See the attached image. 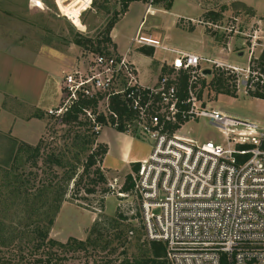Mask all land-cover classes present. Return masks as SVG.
<instances>
[{"label": "built area", "instance_id": "built-area-1", "mask_svg": "<svg viewBox=\"0 0 264 264\" xmlns=\"http://www.w3.org/2000/svg\"><path fill=\"white\" fill-rule=\"evenodd\" d=\"M54 4L65 17L58 0ZM130 43L128 52L145 48L169 53L170 72L145 87L127 55L108 50L89 54L63 75L60 104L48 116L61 121L79 101L91 100L96 108L82 109L80 118L90 122L97 136L105 126L121 127L148 141L149 155L130 174L132 190L118 196L134 194L145 239L164 245L168 264H264V124L215 109L199 97L201 79L214 72L236 75L240 69L166 47L141 29ZM183 75L186 89L181 97ZM241 86L247 94L252 85ZM257 90L264 92V85ZM112 99L120 101L126 113L114 111ZM200 119L220 132L217 141L199 142L183 132L187 123ZM57 264L80 262L68 257Z\"/></svg>", "mask_w": 264, "mask_h": 264}, {"label": "rangeland", "instance_id": "rangeland-1", "mask_svg": "<svg viewBox=\"0 0 264 264\" xmlns=\"http://www.w3.org/2000/svg\"><path fill=\"white\" fill-rule=\"evenodd\" d=\"M29 1L19 0L24 6ZM133 1L130 12L117 26L122 35L134 34L143 20L142 32L146 33L151 26L166 47L199 50L204 57L239 68L236 75H221L228 95L208 86L202 88L200 82L201 100L232 116L264 124V100L250 95L264 85V73L256 61L264 51V0H152L153 9L166 11L156 15L144 13L149 0ZM61 2L58 0L59 9L63 16L70 17L69 21L60 16L54 0L31 6L46 12L37 14L33 11L29 18L42 21V24L48 21L43 27L44 35L53 33L59 39L64 38V42L68 39L71 44L78 37L93 42L102 40L107 26L113 19H119L125 0H108L106 4L97 0L96 7H88L90 0H76L69 6ZM101 6L107 11L99 10ZM78 48L82 58L92 54L89 47ZM111 51L116 52L110 46L108 52ZM154 52L148 56L153 62L171 56L161 50ZM253 60L252 67L257 68L254 71L249 69ZM219 74L214 72L201 80L208 84ZM144 76L152 78L148 68ZM243 82L252 85L246 89L247 94L241 86ZM46 123L45 147L48 152L61 157L64 167L55 168L57 174L61 177L64 169L80 173L89 150L74 138L75 129L69 132L68 126L50 117L46 118ZM183 132L199 142L217 141L221 136L203 119L187 123ZM137 140L140 151L151 150L147 140ZM23 145L0 135V264H34L38 260L39 264H57L68 257L80 264H120L124 260L135 262L149 256L139 202L134 194L118 196L126 176L132 173L131 167L120 173L106 174V188L110 192L105 196L100 193L86 195L80 191L76 194L79 201H75L72 184L61 197L62 182L59 178L53 179L45 169L44 156L38 160L37 168L25 163L30 150ZM29 172L38 175L30 178ZM40 180H53L54 187H40ZM95 222L99 226L93 235L91 229ZM39 232L46 234L50 243L46 241L35 251ZM72 240L84 243L85 248L58 247ZM51 244L57 245L51 247Z\"/></svg>", "mask_w": 264, "mask_h": 264}, {"label": "crops", "instance_id": "crops-1", "mask_svg": "<svg viewBox=\"0 0 264 264\" xmlns=\"http://www.w3.org/2000/svg\"><path fill=\"white\" fill-rule=\"evenodd\" d=\"M133 3L135 1L128 5L126 12L114 24L110 39L116 52L127 55L135 64L140 83L152 87L172 56L153 62L138 49L128 52L131 39L140 28H144V21L139 23L132 35H122L117 26L128 15ZM33 11L37 14L46 12L29 4L24 6L19 0H0V135L29 147H34L45 134L47 112L60 104L63 75L79 65L82 59L78 46L68 43V39L64 42V38L59 39L53 33L45 36L43 27L48 21L42 24V21L31 20L29 15ZM160 12L166 11L153 9L147 4L144 13L156 15ZM153 30L149 26L144 34L159 40ZM177 50L202 55L192 48L180 47ZM147 68L152 78L144 76ZM137 141L134 136L109 126L103 127L97 143L108 148L101 164L106 174L129 170L132 164L149 155L150 149L140 151Z\"/></svg>", "mask_w": 264, "mask_h": 264}, {"label": "trees", "instance_id": "trees-1", "mask_svg": "<svg viewBox=\"0 0 264 264\" xmlns=\"http://www.w3.org/2000/svg\"><path fill=\"white\" fill-rule=\"evenodd\" d=\"M104 4L108 2V0H103ZM133 0H125V3L122 5V10L120 12V15L124 14L128 8V5ZM92 6H97V0H94L92 2ZM99 10L107 11V8L105 6L98 7ZM119 15V14H118ZM213 15V14H212ZM117 18L113 19V21L107 26V29L104 33V37L102 40H97L93 42L92 40H89L87 38L78 37L74 41V44L80 48L86 49L89 47L92 52L95 53H102L106 52L108 50V47H114L111 39H110V32L116 23ZM89 44V45H88ZM140 52L143 55L146 56H152L154 54L153 49H140ZM258 65L260 66V71L264 73V51L261 52L259 58L256 60ZM254 63V60L251 62V65L249 66V69H252L253 71L257 69L256 67H252ZM170 70L167 66H163L161 69V73L159 75V78L166 73H169ZM223 74H219L214 76V78L206 84L205 80H201L202 88L210 87L214 88L216 92L224 91L225 94H230L227 89H225L223 78L221 77ZM185 89H186V76H181L179 80V93L181 97H184L185 95ZM250 95H252L254 98L264 100V92L260 93L258 90L255 92H250ZM199 97H201V92H199ZM112 109L116 111L121 116L126 113V109L122 106L121 102L112 99L111 100ZM96 108L95 102L91 100H81L79 101V104L74 106L64 117H62L61 121L58 119H55L59 124L66 125L69 127V132H72V129H75L73 131L74 138L76 140H80L83 145L87 147L88 154L86 155L85 162L82 165L81 172H76L74 170H65L62 172V176L60 177L55 168H64L61 162V157L57 156L51 152L47 151V148L45 147L44 138L45 134L41 137L39 142L34 147H29L27 145H23L27 150H30V153L27 155L25 159V163L29 164L31 168H37L38 160L45 157L43 164L45 166V169L48 170L49 173H51V176H53V179L59 178L62 182V190H61V197H63L67 193V186L72 184V190L74 192V195H72L73 199L76 201H79V198H77L76 194H78L80 191L86 193V195H96L100 193L101 195L105 196L110 192L106 188L107 186V176L105 171L101 168L102 161L107 154L108 148L104 144L97 143L98 136L93 133L92 131V125L87 119L80 118L82 115V109H91L94 111ZM98 121L102 124L108 123L105 122L102 117H98ZM109 124H113V121H110ZM47 130V128H46ZM117 131L124 133L123 129L120 127L117 129ZM139 168V164H132L131 165V172H137ZM41 173H44V170H41ZM28 175V174H27ZM33 175L37 176L38 174L35 172H29V177H33ZM27 179V178H26ZM29 181V180H27ZM40 187H54L53 186V180L50 181H39L38 182ZM133 188V182L131 175H127L124 181V184L122 185L120 191L122 193H128ZM84 200V198H81ZM58 209V207H56ZM98 223L95 222L93 225V228L91 229V234H96L98 231ZM38 239L39 244L35 247V251H38L41 249L43 243L47 241V243H50V240H47L48 237L46 234H42L41 232L38 233ZM70 241V240H69ZM57 244H51V247H55ZM61 248H70V249H83L85 248V244L82 242H76L75 240H72V242L66 244L65 246H58ZM148 249H149V256L146 257L143 260H136L135 262H131V264H168L165 260L166 250L163 244L158 242H148ZM125 253V252H124ZM41 263L40 260L36 261L34 264ZM29 264V263H28ZM33 264V263H32ZM122 264H130L127 260H124Z\"/></svg>", "mask_w": 264, "mask_h": 264}, {"label": "water", "instance_id": "water-1", "mask_svg": "<svg viewBox=\"0 0 264 264\" xmlns=\"http://www.w3.org/2000/svg\"><path fill=\"white\" fill-rule=\"evenodd\" d=\"M207 74H210V72H209V71H207Z\"/></svg>", "mask_w": 264, "mask_h": 264}]
</instances>
